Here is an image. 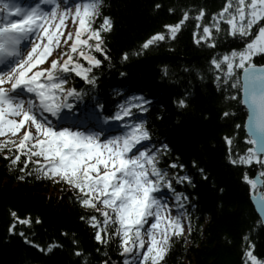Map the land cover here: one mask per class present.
I'll return each mask as SVG.
<instances>
[{
    "label": "snow or ice",
    "instance_id": "obj_1",
    "mask_svg": "<svg viewBox=\"0 0 264 264\" xmlns=\"http://www.w3.org/2000/svg\"><path fill=\"white\" fill-rule=\"evenodd\" d=\"M101 3L102 0H74L75 10L70 12L67 0L63 6L61 0H38L30 5H22L18 0H0V136L7 130L14 137L23 128L18 142L0 140V150L15 149L9 164L15 167L19 161L21 173L31 175L34 171L38 177L63 182L73 189L82 207L99 213L81 219L95 229L94 238L98 242L106 244L108 237L116 238L125 257L124 264H160L175 240L183 236L185 243L189 242L191 220L184 209L188 197L176 191L173 184L191 183V176L169 173L170 168H184L176 161H170L164 168L159 166L168 146L150 148L151 133L144 119L133 111H147L146 98L127 97L109 115L104 114L103 105L97 102L94 109L80 118L71 114L73 104L69 100L80 99L84 89L64 87L70 79L66 74L72 73L95 86L92 69L98 68L102 60L93 52L110 60L101 35L111 28L110 18L103 16L99 26L93 27L100 16ZM189 15L183 11L176 23L164 25L167 36L154 33L143 42L141 50L175 37ZM69 16L76 25L74 34L64 31ZM203 16L201 8L195 15L197 27L201 26ZM221 20L228 25V35L249 37L242 48L214 56L210 61L220 73L217 80L227 82L234 77L232 87H238L240 103L247 110L244 128L250 147L234 156L230 152L229 160L232 164L255 162L264 167V64L257 65L251 59L258 52L264 53V0H226L220 12L212 14L210 23L202 25L197 42L204 41L214 47L212 29L219 33ZM121 59H128V53H123ZM236 96L233 93L231 98ZM178 104L183 106L185 100L180 99ZM65 109L69 110L68 114L64 113ZM114 125L120 130L108 134L107 130ZM224 139L232 144L231 137ZM4 156L8 159V152ZM29 165L32 167L26 172ZM200 172L205 175L203 169ZM243 179L253 187L259 183L247 174ZM163 188L172 193V203L161 195ZM258 208L261 213L258 223H264V198L258 201ZM11 215L14 223L16 220L30 223L28 218L17 217L14 211ZM39 222L37 217L36 223ZM110 228L113 230L109 231ZM12 230L10 226L9 231ZM25 240L40 247L27 237ZM72 243L75 245L77 241L72 239ZM52 247L50 244L44 251ZM252 247L249 242L244 251L245 264L249 261L264 264V260L253 254ZM74 254L80 255L81 250L76 248Z\"/></svg>",
    "mask_w": 264,
    "mask_h": 264
},
{
    "label": "trees",
    "instance_id": "obj_2",
    "mask_svg": "<svg viewBox=\"0 0 264 264\" xmlns=\"http://www.w3.org/2000/svg\"><path fill=\"white\" fill-rule=\"evenodd\" d=\"M225 3L226 0H102L100 16L93 27L99 26L103 16L110 18L111 28L101 33L110 60L93 52L102 60L98 68L92 69L96 76L94 87L74 73L66 74L70 79L64 87L84 89L79 107L90 109L99 102L104 114L109 115L127 97L146 98L147 111H133L144 119L151 133V146H168L159 166L164 168L176 161L184 168H170L169 173H187L192 178L191 183L173 184L176 191L188 197L184 209L191 220L189 242L185 243L183 236L175 240L160 264H245L244 251L249 242L253 254L264 260V228L249 201L250 185L243 179L245 174L253 178L257 172H264V167L255 162H230V152L234 156L250 147L243 129L246 112L238 87H232L234 77L227 82L217 80L220 73L210 63L214 56L242 48L249 37L228 35V25L221 20L219 33L212 29L214 47L197 42L202 25L210 23L212 14L219 13ZM201 8L204 16L197 27L195 15ZM183 11L190 15L175 37L141 50L143 42L154 33L167 36L164 25L176 23ZM123 53H128V59H121ZM252 62L264 64V55L254 56ZM233 93L236 99L231 98ZM180 99L185 100L183 106L178 104ZM225 112L229 115H223ZM226 136L232 138L231 145L226 143ZM14 153V148L0 150V264H121L124 257L116 238L108 237L106 244L98 242L95 229L81 219L99 213L82 207L65 183L38 177L34 171L31 175L21 173L19 161L15 167L9 164ZM22 175L24 178L19 179ZM260 177L264 181V175ZM169 195L173 200L171 192ZM13 211L30 223H14ZM25 237L40 247L27 243ZM50 244L53 247L44 251ZM76 248L81 250L80 255L74 254Z\"/></svg>",
    "mask_w": 264,
    "mask_h": 264
},
{
    "label": "rangeland",
    "instance_id": "obj_3",
    "mask_svg": "<svg viewBox=\"0 0 264 264\" xmlns=\"http://www.w3.org/2000/svg\"><path fill=\"white\" fill-rule=\"evenodd\" d=\"M64 3H65V0H61V4H62V6H63ZM73 3H74V0H67V4H68L69 7H70V12L75 10L74 7L72 6ZM77 23H78V21H77ZM258 23H259V22H258ZM64 24L66 25L64 31H65V32L72 31L73 34H74V30H73V29H75V26H76V25L73 24V22H72L70 16H69V19L66 20V21L64 22ZM253 27H256V25H253ZM167 32H168V30H167ZM61 38H62V37H61ZM68 43H71V41L69 40ZM258 53H259V52H258ZM258 53H257V54H258ZM46 63H47V61H45V64H46ZM43 66H44V65H40V67H43ZM22 131H23V128H21V132H22ZM21 132L16 133L15 136L13 137V136H12L7 130H5L4 135L0 136V140L14 139V140H16V141L18 142V139H19V137H20V135H21ZM114 134H115V133H113V135H114ZM259 178L262 180V189H261V193H262V195L264 196V181H263V179H262L260 176H259ZM66 185H67V184H66ZM149 219H151V218H149Z\"/></svg>",
    "mask_w": 264,
    "mask_h": 264
},
{
    "label": "water",
    "instance_id": "obj_4",
    "mask_svg": "<svg viewBox=\"0 0 264 264\" xmlns=\"http://www.w3.org/2000/svg\"><path fill=\"white\" fill-rule=\"evenodd\" d=\"M243 107L245 108V106L243 105ZM246 110V108H245ZM246 113H247V110H246ZM247 119V118H246ZM245 130V133L247 135V132H246V129L244 128ZM254 179H258V176L256 175ZM259 180V179H258ZM253 189H256V188H261V182L259 181V183H257V185L255 187L251 186ZM261 199V194L260 192H258L255 196H251L250 197V204L251 206L253 207L254 209V212L255 214L257 215V217L261 220V213L259 211V208H258V201ZM262 224V227L264 228V223H261Z\"/></svg>",
    "mask_w": 264,
    "mask_h": 264
},
{
    "label": "bare ground",
    "instance_id": "obj_5",
    "mask_svg": "<svg viewBox=\"0 0 264 264\" xmlns=\"http://www.w3.org/2000/svg\"><path fill=\"white\" fill-rule=\"evenodd\" d=\"M245 122V121H244Z\"/></svg>",
    "mask_w": 264,
    "mask_h": 264
}]
</instances>
